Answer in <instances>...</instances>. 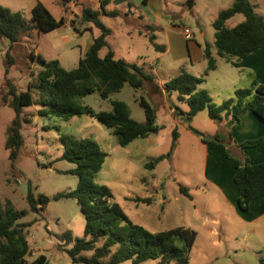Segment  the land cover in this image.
Returning a JSON list of instances; mask_svg holds the SVG:
<instances>
[{
    "label": "rangeland",
    "instance_id": "1",
    "mask_svg": "<svg viewBox=\"0 0 264 264\" xmlns=\"http://www.w3.org/2000/svg\"><path fill=\"white\" fill-rule=\"evenodd\" d=\"M42 1L56 20L62 16L58 11L60 6L55 0ZM235 1L193 0L195 7L190 15L185 14L188 4L179 7L167 0L164 9L169 16L173 17L174 23H178L180 26L188 25L197 31L195 22L199 21L202 30L208 33L213 30L210 23L214 20L215 15L231 7ZM249 1L254 6L255 12L264 19V0ZM206 3L211 5L212 12L209 13L203 9L202 4ZM23 19L25 18L23 17ZM127 20L130 25H126L124 22L118 23L114 19L110 21L109 27L113 30L110 44L115 45V58L135 63L143 69L150 70L154 63V57L159 53L153 45H164V41L158 37L155 44L152 45L148 40L150 32L145 30L146 23L139 22L137 14L132 13V16L127 17ZM243 20L242 15H235L225 25L232 28ZM31 29H34L31 24L25 25L19 36L22 38L26 33H31ZM124 29L131 32L129 41L120 37L121 32L125 31ZM139 29L148 35L146 37L138 36L136 31ZM55 32L57 31H54L50 37H56L57 33ZM23 39H27V36ZM56 41L60 44L57 37ZM75 44V40L71 37L68 45L74 46ZM16 50H22L21 46ZM16 50L12 52L14 56L11 58L14 65L9 69L7 78L11 80L18 92H25L30 79L38 71L39 65L37 64L30 70L28 56H16ZM104 51L105 49L100 55ZM166 59L167 57L162 58L156 71L163 81L181 72L175 63L169 59L165 61ZM215 61L218 64V70L210 73L209 78L201 82L198 87L201 86L213 100L219 101L217 103L220 104L223 99L232 97V93L229 94L225 90L227 87H231L228 83L235 81L237 73L219 58H216ZM4 67L5 56H1L0 70L2 71ZM65 67L71 70L73 64ZM217 82L228 86L216 87ZM237 83L244 85L245 81L240 82L237 79ZM3 84L4 77L1 75L0 204L8 201L14 210L27 211L18 221L19 224L24 225V233L29 246L27 261L31 262L38 255H43L49 264H69L70 260L65 250L71 248L72 243H62L58 237L64 233L69 234L73 239L83 237L84 217L76 201L72 198L53 200L55 195L68 193L74 190L78 184V177L69 172L74 169L75 165L60 159L63 151L60 141L62 136L78 140L92 139L99 145L105 153V159L92 181L94 184L104 185L110 190L112 200L121 207L124 215L132 223L142 226L151 233H156L188 225L191 223L190 216L198 219V215L190 207L189 199L182 195L178 188L182 184L189 187L193 185L203 187L201 173L205 150L201 138L186 135L179 130L176 123L171 122L168 108L172 109L177 118H183L182 121H179L180 123L191 127L208 139L218 133L222 123L210 120L205 109L191 119H186L179 115L178 110L186 112L187 108L177 99L176 93L171 92L165 98L164 104L156 105L152 102L151 95L145 91V87L135 90L128 84H125L120 91L109 95L105 100L99 98L97 91L83 97L82 105L89 107L94 112H108L111 110V102H123L128 109L130 118L138 123L145 121L143 109L139 105L140 98H143L157 111L158 133L150 136L149 144L146 145L144 140L137 139L129 146L120 147L117 145V139L111 129L93 117L80 115L62 121L56 117L36 116L38 107L35 105L25 107L21 113L25 122L20 130L23 144L18 151L17 158L10 161L8 151L5 149V142L6 132L14 113L9 107L2 106L1 96L6 91ZM173 129L180 133L174 147L171 144ZM159 157L164 158L154 163L151 168L146 166ZM19 185H26L27 193L30 191L34 198L42 194L48 199V202L41 205L39 211L29 212L25 201L26 195L20 190ZM198 193L200 198L196 201H208V211L213 212L220 208L224 217L230 215V211L227 210L224 203L213 197L211 191H198ZM134 198L148 199L149 203H135L132 200ZM163 199L166 201L164 204L162 203ZM200 209V207L197 209L199 214H201ZM224 221L225 218L220 220L219 224L222 230L225 227ZM234 226L233 224V228ZM259 227L261 226L259 225ZM245 228L247 229L246 226H240L237 234L230 233L231 227L223 230L224 241H226L223 254L218 252L219 254L208 257L203 251L193 249L189 254L188 264H260V262L264 264V238L262 236L259 239L252 238L253 235L249 234L244 239L243 236L247 232ZM203 241L204 238L201 235L198 243L202 245ZM121 264L130 263L123 262ZM143 264H152V262Z\"/></svg>",
    "mask_w": 264,
    "mask_h": 264
},
{
    "label": "trees",
    "instance_id": "2",
    "mask_svg": "<svg viewBox=\"0 0 264 264\" xmlns=\"http://www.w3.org/2000/svg\"><path fill=\"white\" fill-rule=\"evenodd\" d=\"M57 1L65 7L77 0ZM108 1L101 0L99 10L89 7H82L80 10V21L96 28L99 34L93 39L77 67L67 71L57 60L40 59L39 69L30 79L25 92H18L7 78L9 69L14 65L10 55L11 46L18 42L20 32L27 24H32L38 31L47 33L63 25L64 20L54 19L40 3L31 9L28 21L19 13L0 7V38L6 39L10 44L5 54L3 69V86L6 91L1 96L2 106L9 107L14 113L6 132L5 142L10 161L17 158L23 144L20 130L25 118L22 117V109L33 105L38 107L35 113L38 117H56L62 121L80 115L93 117L111 129L120 147H126L137 139H145L158 130L156 110L143 98L139 100L145 117L143 123L132 120L126 105L120 101L111 102V110L108 112H94L81 103L83 97L95 91L98 92L100 99L105 100L109 95L120 91L125 84L132 89L141 90L145 82L153 81L152 75L141 67L115 59L111 51L102 58L99 57V51L107 46L106 38L110 34V30L102 23L101 16L115 18L119 15L117 12H105L104 7ZM237 14L244 17L243 22L227 29L224 23ZM213 28L217 55L225 60L243 59L255 51L264 50V21L254 12L249 0H236L231 7L219 13ZM148 40L153 45V37L149 36ZM153 46L156 51H163L162 47ZM203 58L206 61L205 74L215 70L216 61L207 46L204 48ZM203 81L204 76L196 77L183 72L165 81L162 88L167 94L176 93L177 99L186 104L187 112L184 113L186 119H191L205 109L210 120L221 122L226 119L227 124L237 123L239 116L246 111L264 120L263 89H237L232 98L217 106L212 103L206 91L197 90V86ZM187 129L199 136L203 143L222 145L218 135L213 139H206L191 127L188 126ZM171 135V144L174 147L178 133L173 129ZM60 141L63 147L60 159L75 165L69 172L78 177V184L68 193L55 195L53 200L74 199L84 217L82 238L73 239L67 233L58 237L62 243H72L71 248L65 250L70 260L69 264L123 262L143 264L149 261L152 264L189 263V254L196 238L195 231L176 227L151 233L142 226L132 223L124 215L121 207L112 200L110 190L92 181L105 159V153L99 145L92 139L78 140L68 136L60 137ZM259 142V139L245 141L237 148L242 151L256 146ZM225 156L230 157L228 152H225ZM163 158L159 157L146 166L151 168ZM237 163L232 177L239 194L236 205L240 211H246L253 200L264 195V163L250 165L243 154L237 158ZM178 190L185 197H190L187 188L179 186ZM132 200L135 203H149L148 199ZM25 201L29 212H37L48 199L42 194L34 198L28 191ZM37 205H40V208H37ZM26 213L25 210H14L8 201L0 204V264H49L43 255H38L31 262L26 260L29 246L24 225L18 223Z\"/></svg>",
    "mask_w": 264,
    "mask_h": 264
},
{
    "label": "crops",
    "instance_id": "3",
    "mask_svg": "<svg viewBox=\"0 0 264 264\" xmlns=\"http://www.w3.org/2000/svg\"><path fill=\"white\" fill-rule=\"evenodd\" d=\"M55 1L60 6L58 9L59 13L62 15L60 18L64 20L63 25L54 30L57 31L55 33H57L56 37L58 38L60 44L57 43L56 37H50L54 31L42 33L31 24L34 29H31V33H26L27 35L25 34L27 39H23L26 38L25 35L22 38L19 36L18 42L11 46V56H14L12 52L21 46L22 50H16V56L27 55L31 65L29 68L30 70L33 69V67H36L38 60L40 59L45 61L57 60L59 64L67 71L70 69H66L65 66L73 64L72 69H75L79 60L82 59L88 51L93 39L99 34V31L96 28L90 24L82 23L80 21L79 13L82 7H89L94 10H99L101 0H77L75 3L65 7H63L57 0ZM43 2L44 1L42 0H0V7L6 8L13 13H19L22 18H25V21H28L30 18V11L37 3L42 4L43 7L50 11V9H48ZM166 2L167 0H109L104 7L105 12H117L119 15L115 18L103 15L101 16V21L110 30V34L106 38L107 46L103 47L99 51V57L102 58L108 51H111L115 58V45L110 44V41L113 38V30L109 27L111 23L110 21L114 19V21H117L118 23L124 22L126 25H128L129 20H127V17L132 16L133 13L137 14V20L139 22L146 23V25H144L145 30L150 32V36L153 37L154 44L158 37L162 38L164 41V45H156L162 47L163 51H160L154 57V63L151 69L146 70L141 67L146 73L152 75L153 81L145 82V86L143 87H145V91L151 95L150 98L154 104H164L165 98H167L170 93L167 94L164 92L162 84L170 78L184 72L196 77L204 76L205 81L209 78L210 73L212 74L218 70V64L216 62L215 70L205 74L206 61L203 58V53L206 46L209 48L211 56L214 59L219 58L223 63L231 67V69L235 70L237 73L234 79L235 81H233L234 83H228L231 87L228 88V85H222L218 82L216 87H227L225 91H227L229 94L232 93V97L234 91L237 89L259 88L263 89L264 97V50L255 51L243 59L231 58L229 60H225L224 58H221L217 55V51L214 46L215 30L213 28V23L221 12L217 13V15L214 17V20L210 23V26L213 30L206 33L204 30H202L199 21L195 22L197 31L188 25L180 26L178 23H174L173 17L169 16L168 13L165 12L164 6ZM170 3L176 4L179 7H183L184 4H188V8L185 12L186 15H190L195 7L193 0H170ZM202 7L206 11H209V13L212 12L210 4H202ZM258 16L261 17L260 15ZM225 23L224 26L226 27ZM185 28L191 30L190 38H186L183 33ZM226 28L231 29L228 27ZM130 33L131 32L127 30L122 31L120 37H123L125 41H129L131 38ZM136 33L138 36L143 37L148 35L143 33L141 29L137 30ZM71 37L76 42L74 46L68 45ZM5 40L6 39L0 38V57L5 56L10 47L9 42ZM104 49L105 51L102 55H100ZM163 57H167L165 61L169 59L181 70L179 74H175L164 81L159 77V75H157L156 72L157 66L159 65L160 61H162ZM1 75H3V69L2 71L0 70V76ZM237 79H239L240 82L244 80V85H238L239 83H237ZM197 90L204 89L201 86H197ZM228 99H230V97L223 99L221 103ZM211 101L215 105L219 104L217 103L219 101H215V99L213 100L211 98ZM182 103L185 104L184 102ZM178 112L179 115L184 117V113H186L187 110L186 112L178 110ZM168 113L171 122L176 123L179 126V130L181 132L186 133V135H194L195 137H199L189 131L186 125H183L179 122L180 120L182 121L183 118H177L172 109L168 108ZM220 123H222V125L219 126L218 133L215 135L219 134V139L221 140V144L223 146L214 143H203L201 141L205 150V154H203L204 162L201 173L203 187H199L197 185H193L191 187L183 184L181 185L182 187L187 188L188 194L190 196L187 198L189 199L190 207L192 208V211L194 213L196 212L198 215L197 220L190 216L189 220L191 223L188 225H183L182 227L196 232V238L191 251L193 249H199L200 251H203L208 257L214 254L224 253V245L226 244V241H224L223 230H226L227 228L231 227L230 233L237 234V231L240 230V226H246L247 229L245 228V230L247 232L243 236L244 239H246L249 234L253 235L252 238L257 237L259 239L260 236L264 238V195L253 200L249 204V208L246 211H240L236 205L239 195L238 190L232 180L238 165L237 158L242 154L246 156L250 165L264 163V120L260 119L252 112L246 111L239 116V121L235 124H227L226 119ZM156 125L158 126L157 116ZM156 133H158V130L151 133L147 138L142 140H144L145 144L147 145L149 144L150 136ZM178 135H180L179 132ZM215 135H212L208 139H213ZM256 139H259L260 142L254 147L245 148L242 149V151L237 148L239 144L245 141ZM133 142H131L129 145H131ZM225 152H228L230 157H226ZM205 190L209 192L211 191V195L213 197H216V199L223 202L227 210L230 211V215L224 217V215H222V209L220 208L218 210H213V212L211 210L208 211V201H196V199L198 200L200 198V196H198V191L203 192ZM165 202L166 201L163 199L162 203L164 204ZM198 207L201 208V214H199L197 211ZM224 218L225 227H223L222 230V227L220 228L219 224L220 220H224ZM233 224L235 225V229L233 228ZM259 225L261 227H259ZM201 235L204 238L202 245L198 243V239Z\"/></svg>",
    "mask_w": 264,
    "mask_h": 264
},
{
    "label": "built area",
    "instance_id": "4",
    "mask_svg": "<svg viewBox=\"0 0 264 264\" xmlns=\"http://www.w3.org/2000/svg\"><path fill=\"white\" fill-rule=\"evenodd\" d=\"M183 33H184V35H185L186 38H190V36H191V30H189L188 28H185L183 30ZM37 208H40V205H37Z\"/></svg>",
    "mask_w": 264,
    "mask_h": 264
},
{
    "label": "water",
    "instance_id": "5",
    "mask_svg": "<svg viewBox=\"0 0 264 264\" xmlns=\"http://www.w3.org/2000/svg\"><path fill=\"white\" fill-rule=\"evenodd\" d=\"M19 188L23 192L24 195L27 194V186L26 185H19Z\"/></svg>",
    "mask_w": 264,
    "mask_h": 264
}]
</instances>
